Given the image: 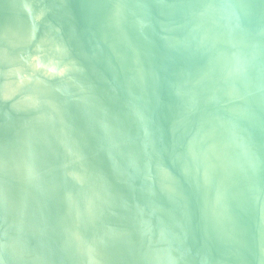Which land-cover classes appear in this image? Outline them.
<instances>
[{
	"label": "water",
	"instance_id": "95a60500",
	"mask_svg": "<svg viewBox=\"0 0 264 264\" xmlns=\"http://www.w3.org/2000/svg\"><path fill=\"white\" fill-rule=\"evenodd\" d=\"M0 264H264V0H0Z\"/></svg>",
	"mask_w": 264,
	"mask_h": 264
}]
</instances>
